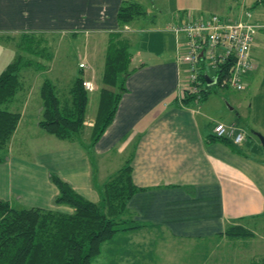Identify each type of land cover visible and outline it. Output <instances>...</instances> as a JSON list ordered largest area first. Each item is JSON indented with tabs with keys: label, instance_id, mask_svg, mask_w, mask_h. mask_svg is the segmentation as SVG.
<instances>
[{
	"label": "crops",
	"instance_id": "crops-1",
	"mask_svg": "<svg viewBox=\"0 0 264 264\" xmlns=\"http://www.w3.org/2000/svg\"><path fill=\"white\" fill-rule=\"evenodd\" d=\"M254 1L0 0V35H59L73 50L69 54L78 52L77 74L92 84L90 90L94 78L101 77L111 33L125 38L130 51L123 91L101 135L85 146L78 138L56 137L57 142L50 141L33 161L11 151L31 101V84L22 82L23 92L7 104L19 118L0 161V198L9 202L13 192L32 207L69 212L68 206L51 202L57 192L50 172L94 202L101 184L128 162L132 183L140 189L126 206L138 226L102 242L95 255L101 260L93 258V264H106L108 255L118 260L110 264H250L264 256L263 245L254 242L264 241V150H258L262 146L253 134L264 129V121L249 128L253 136L241 124L223 122L243 133L236 153L210 138L212 125L221 122L203 110L210 91L203 99L179 102L184 72L175 57V36L167 30L195 12L204 14L199 17L210 13L259 24L249 47L253 66L241 83L247 88L258 83L264 89V4ZM122 3H135L141 13L121 25L116 10ZM5 42L16 50L11 41ZM34 110L32 123L39 127L41 99ZM91 123L84 121L87 127ZM23 188L28 198H22ZM230 224L242 225L250 234L232 243L224 234Z\"/></svg>",
	"mask_w": 264,
	"mask_h": 264
},
{
	"label": "trees",
	"instance_id": "trees-1",
	"mask_svg": "<svg viewBox=\"0 0 264 264\" xmlns=\"http://www.w3.org/2000/svg\"><path fill=\"white\" fill-rule=\"evenodd\" d=\"M254 4H264V0H255ZM139 13L141 10L135 3H122L116 10V21L122 25ZM39 37L29 32L0 35V41H11L17 52L0 71V150L3 151L0 161L19 118V112L10 110L7 104L23 88L20 70L30 66L40 70L45 65L35 59L46 58L48 52L47 46L42 44L45 39ZM127 43L117 32L111 33L107 40L98 110L89 128L91 144L112 120L123 91V79L129 72ZM229 65L225 63L218 71L217 82L226 75ZM198 78L203 80V87L196 92L181 91L180 103L200 100L208 94L212 84H206L201 73ZM82 81L81 73H78L66 90L59 91L48 79L42 80L39 86L42 111L37 123L43 131L66 140L80 137L85 125L83 115L88 92ZM210 138L225 144L234 153L239 152L238 143L213 135ZM48 178L57 192L51 202L66 205L70 211L59 212L38 206L17 208L0 198V264H90L89 257L97 254L102 242L120 230L138 226L126 206L130 195L140 189L132 183L128 162L101 184L98 199L94 202L74 191L54 173L50 172ZM224 234L246 236L250 233L242 225L230 224ZM250 264H264V256Z\"/></svg>",
	"mask_w": 264,
	"mask_h": 264
},
{
	"label": "rangeland",
	"instance_id": "rangeland-1",
	"mask_svg": "<svg viewBox=\"0 0 264 264\" xmlns=\"http://www.w3.org/2000/svg\"><path fill=\"white\" fill-rule=\"evenodd\" d=\"M212 12V11H210ZM210 14V13H208ZM194 17H199V12H195ZM39 38H43L41 35ZM44 46L49 47L50 53L46 55L45 57L36 58V60H39V62H44L45 65L42 67V69L39 70V72L34 71V69L30 66L28 68H24L20 70V76L22 82H28L31 84V90L29 96L31 101L29 103V106L26 107V112L24 115V118L21 120V127H19V131L17 132L18 138L14 141L12 144V153L16 157L15 154L24 155L27 156V159H30L31 161L34 160V155L39 154L38 152H41V150H45L46 146L50 141L57 142V139L45 131H43L42 128L35 127L34 123H32V118L35 115L36 106H38L40 102V98H38V86L35 89H33V84L41 83L43 79L51 80L54 86H56V89L59 91L66 90V88L69 86L68 84L74 77V74H77V68H76V59L78 56V52H74V54H69L68 52H73L72 49H70L67 45L65 40L63 41L59 35H52L49 38H45V40L42 43ZM73 45V44H72ZM74 46V45H73ZM7 48H11L10 51H7ZM17 54L16 50L10 47L6 42L5 44L1 43L0 41V71L6 66V63L9 62V60L13 59L15 55ZM10 60V61H11ZM207 68V67H206ZM79 71V70H78ZM80 73V72H79ZM84 73V72H83ZM85 74V73H84ZM82 76V75H81ZM94 87L92 90L88 91L86 93L87 100L85 103V110H84V120H87V122H92L94 116L96 115V112L98 110V102H99V90H100V77L94 78ZM90 84V83H89ZM85 88V86H84ZM92 88V84H91ZM210 93L207 96V100L203 102V110H206L207 112H210L211 115H213V119L220 120L222 123L227 121H234L237 124H241V127L243 130H245L250 136H253L251 133L252 131L249 130V128L256 129L255 125H259L260 122L264 121V89L261 85H255L252 88H247L246 85L242 87L241 89H233L229 86H220L219 84H212L209 87ZM86 90V88H85ZM23 91L20 90L15 95H19V93H22ZM202 101V100H201ZM220 111L221 113H217ZM219 114V115H218ZM222 114V115H221ZM41 118V115L39 114L38 119ZM89 128L84 125L83 133L78 138L79 142L81 144H88L89 145ZM259 132L264 134V129L260 128L256 129ZM258 132V134H260ZM48 137L47 139L51 140H45L44 137ZM51 144V143H50ZM239 145V144H238ZM264 148L260 147L258 150L263 151ZM3 151L0 150V154H2ZM10 153V151H9ZM43 154V152L41 153ZM256 158V157H255ZM258 158V157H257ZM25 172V170L23 171ZM26 174L29 175L30 173L26 171ZM6 176V175H5ZM24 182V181H23ZM22 182V183H23ZM23 194H21L22 198L25 196L27 197V193H29L25 188H23L22 191ZM25 193V195H24ZM10 205H14L17 208L20 207H27L31 206L27 202L28 200H24V202L19 199L17 194L12 192V195L9 198ZM247 230V229H246ZM264 231V226H263ZM259 232V230H257ZM259 234L263 236V232L260 231ZM248 236V235H246ZM232 237V243L233 241L237 242L236 240L240 239H246L245 237L238 236H231ZM256 238V237H255ZM249 238H247L248 240ZM256 244H262L264 247V241L261 242L262 239H254ZM107 256V255H106ZM93 258H96L97 261L99 259V262L101 260L100 256L95 257V255L89 257L90 264H93ZM115 257L107 256V263L110 264L109 261H113L114 263H117L118 260ZM103 262V261H101ZM234 264H248L246 262H238Z\"/></svg>",
	"mask_w": 264,
	"mask_h": 264
},
{
	"label": "built area",
	"instance_id": "built-area-1",
	"mask_svg": "<svg viewBox=\"0 0 264 264\" xmlns=\"http://www.w3.org/2000/svg\"><path fill=\"white\" fill-rule=\"evenodd\" d=\"M245 14L248 16V13ZM258 27L256 23L216 14L204 17L187 15L169 24L167 30L176 39L175 57L184 72L181 91L196 92L203 87V80L198 78L200 73L214 79V83L220 86L241 89L243 75L253 66L249 47ZM225 63H230L227 73L217 82L218 71ZM78 66L83 67L84 63L78 62ZM82 85L90 91L91 84L83 80ZM212 126V135L217 138L229 139L234 144L243 139V133L232 125L216 122Z\"/></svg>",
	"mask_w": 264,
	"mask_h": 264
},
{
	"label": "water",
	"instance_id": "water-1",
	"mask_svg": "<svg viewBox=\"0 0 264 264\" xmlns=\"http://www.w3.org/2000/svg\"><path fill=\"white\" fill-rule=\"evenodd\" d=\"M204 80H206V84H214V79H209L204 76ZM253 134L256 137L257 141H259L260 145L264 147V136L258 134L257 132H254Z\"/></svg>",
	"mask_w": 264,
	"mask_h": 264
}]
</instances>
